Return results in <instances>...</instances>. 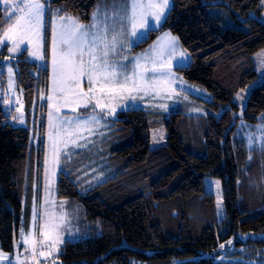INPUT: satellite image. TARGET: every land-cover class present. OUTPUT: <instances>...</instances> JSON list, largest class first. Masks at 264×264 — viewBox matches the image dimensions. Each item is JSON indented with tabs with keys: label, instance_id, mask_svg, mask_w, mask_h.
Returning <instances> with one entry per match:
<instances>
[{
	"label": "trees",
	"instance_id": "obj_1",
	"mask_svg": "<svg viewBox=\"0 0 264 264\" xmlns=\"http://www.w3.org/2000/svg\"><path fill=\"white\" fill-rule=\"evenodd\" d=\"M98 1L54 0L53 6L90 21ZM220 7L245 26L227 24L215 11ZM253 11L261 12V0H173L164 24L134 48H147L164 31L177 36L193 59L178 71L213 95L204 102L207 119L193 126L183 113L119 112L110 132L114 138L103 144L101 153L113 174L81 190L82 184L72 178L77 168L61 173L58 197L80 202L93 229L86 239L67 241L58 264H242L221 260L232 243L254 251L244 256L247 260L259 259L264 252V174L256 164L247 165L246 151L233 143L237 120L255 124L264 114V83L244 107L234 103L236 93L257 79L254 55L264 48V22L252 17ZM4 19L0 8V23ZM5 55H0V87L7 84V73L1 71ZM18 68L31 115L42 81L39 68L24 58ZM6 118L0 115V247L12 255L22 223L23 192L28 190L30 203L35 189L36 158L31 130ZM161 124L168 129V142L153 149L151 130ZM255 169L259 175H252ZM207 175L223 183L226 217L221 222L215 196L205 191ZM30 215L28 208L27 223ZM232 256L242 255L236 251Z\"/></svg>",
	"mask_w": 264,
	"mask_h": 264
},
{
	"label": "rangeland",
	"instance_id": "obj_2",
	"mask_svg": "<svg viewBox=\"0 0 264 264\" xmlns=\"http://www.w3.org/2000/svg\"><path fill=\"white\" fill-rule=\"evenodd\" d=\"M54 0H41L45 3V24L44 29V44H43V59L32 57L28 51L23 49L28 48L27 44L22 45L21 52L16 53L11 60L6 59L9 53L5 48L0 49V55L6 51V55L2 57L1 71L7 73V84L0 87V115H4L11 124L17 127H27L31 130V154L34 153L36 160V172H35V189L29 203V192L24 190L23 192V213L22 223L18 234V246L21 251V257L24 260V264H58V255L62 252L63 246L67 241H81L91 235L93 226L86 218V211L83 205L69 198L58 197V183L61 173H73L72 170L77 168V172L72 174V178L77 179L82 185H96L104 182L112 174H109V160L105 155L101 156L104 151L103 139L108 136L109 132H113L115 129V120L118 119V114L121 111L128 109H144L151 111L152 113H159L165 115L164 117H171L175 113H183L185 115V121L190 122L193 126H196L198 122L205 121L207 119L208 109L205 101H212L213 95L204 87L191 83L185 79L183 74L179 72V68L188 66L192 63L191 54L182 46L177 36L169 31L162 32L155 41H153L147 48L135 52L134 48L142 41L149 37L150 32L145 39L140 40L138 43L133 44L122 53L127 57L125 64H130L135 57L147 56V60H142V63L147 67L153 66L160 67L163 63V68L160 71L170 72L171 75L164 83H154L148 80L146 83L149 86L148 94L136 93V99L132 101L127 95H116L113 97H106L101 100V103H106L107 107L104 110L97 108L95 115L99 118V123H93L88 126L87 130L83 131L85 140H78V143H86L85 147H76L71 149V159L65 161L63 156L59 164L53 169L49 153V141H48V113L52 111L54 113L53 119H55V110L50 106L47 100L48 95L52 94V63H51V41H50V29L47 27L49 21L55 24L58 21L59 16L71 17L78 21L80 24L88 26L92 23V15L90 21H84L80 15H73L67 12L63 7L53 6ZM170 7H173V0H169ZM100 0L97 2L94 10L96 11ZM4 5L0 2V8L3 9ZM59 10V11H58ZM217 13L224 16L225 21L229 25H235L238 27H244L245 25H239L237 20L231 17L228 10L224 7L216 8ZM170 11H166L165 15L168 16ZM93 14V13H92ZM251 16L260 19L264 22V0H261V12H251ZM5 18V17H4ZM165 20H162L159 26L155 29H159ZM175 38V40H173ZM175 44V52L170 57L165 53L163 57L157 54L161 48L167 49L169 45ZM155 47L156 51H150ZM34 50V49H33ZM183 54V58L181 56ZM26 59L30 62H34L38 65V76L41 77V84H39V94L35 98L34 106L29 115L27 108V101L25 97V90L19 86L18 82V66L19 60ZM256 63V69L258 77L255 81L250 83L246 88L241 89L236 93L234 103L240 107H244L249 95L255 88H258L264 83V48L258 51L254 55ZM153 61L155 65H153ZM12 67V73L9 74L8 67ZM130 71V68H129ZM158 72L156 75H159ZM151 75V73H149ZM179 78V79H177ZM11 79V86L9 80ZM87 91V83L82 85ZM174 89V91H173ZM242 97V99H241ZM95 101L93 100V103ZM53 103L60 106L63 101L58 97ZM131 105V107H125ZM74 105H67L61 107L59 115L62 118L74 119L79 115H91L88 110L83 108L72 111ZM92 105H89L91 109ZM114 109L113 115H108L109 110ZM3 113H2V112ZM224 109L219 112V116ZM23 114L24 123H20L17 117ZM186 122V123H187ZM237 127L233 134V143L239 145L244 151H246L248 163L251 165L254 163L261 169L264 174V114L259 117L258 122L255 124L247 122L243 117L237 120ZM152 148L159 149L166 145L169 138L168 129L164 124L154 126L152 128ZM114 138V136H112ZM112 150L109 151L111 153ZM95 156L96 164L92 163V157ZM27 173V180H28ZM95 174V176L93 175ZM252 175H259L258 169L252 172ZM219 182L218 184L216 182ZM204 185L206 193L213 194L215 196V205L217 210L218 220L221 222L226 217V204L223 191V183L220 178L213 176L204 177ZM264 186V179H263ZM90 187V186H89ZM47 189V190H46ZM84 190V189H83ZM218 201L220 207H217ZM31 209L30 220L26 221L27 209ZM35 209L37 216V224L43 222V219H49L50 222L55 225L53 232V239L56 243L52 247L48 245L52 244V240H44L42 243L45 245L40 247L39 233L33 225V210ZM47 213V216H44ZM94 228H98L100 233V226L96 225ZM23 230L25 236H30L33 232L36 234L37 250L35 254L30 249V244H22L20 232ZM260 236H264L261 234ZM44 252V256L40 255V252ZM240 252L242 255L239 258L232 256L234 252ZM0 264H4L7 257L10 256L4 252L0 247ZM50 253V254H49ZM254 251L248 249L247 246H241L236 248V245L232 243L226 251H224L221 260L239 261L242 264H264V252L258 253L259 259L247 260L244 256L253 254ZM232 256L231 258H229ZM233 258V259H232ZM233 260V261H232ZM14 264V263H13ZM134 264H147L146 262H135Z\"/></svg>",
	"mask_w": 264,
	"mask_h": 264
},
{
	"label": "snow or ice",
	"instance_id": "obj_3",
	"mask_svg": "<svg viewBox=\"0 0 264 264\" xmlns=\"http://www.w3.org/2000/svg\"><path fill=\"white\" fill-rule=\"evenodd\" d=\"M0 2L5 6L3 12L5 19L0 23V49L10 45L6 47L9 53L6 59H13L16 53L21 52V46L27 44L29 47L23 50L28 51L32 57L42 60L46 27L45 3L41 0ZM170 10L169 0H100L92 14V23L88 26L64 16H59L55 24L49 21L47 27L50 29L51 41V92L55 95H48L47 100L56 114L53 119L54 113L52 111L48 113L49 153L53 169L59 164L62 156L66 162L71 159L72 148L86 146V143H78V140L86 139L83 131L87 130L90 124L99 123L95 110L97 108L104 110L107 107L106 103H101L102 99L127 95L134 101L136 93L148 94L149 86L146 83L148 80L154 83L167 81L171 73L160 71L163 63L159 68L156 66L149 68L142 63V60L148 59L147 56L135 57L130 64H125L123 61H126L127 57L123 56L121 59V56L133 44L145 39L162 20H166L165 13ZM150 51H156L155 47ZM174 52L173 43L167 49H159L157 54L163 57L167 53L170 57ZM181 56L183 58V54ZM8 72L12 73L11 66L8 67ZM158 72L160 74L156 75ZM85 82L87 91L82 86ZM9 85L11 86V79ZM57 97L63 101L60 106L53 103ZM69 104L74 105L73 112L83 108L93 114L79 115L74 119L62 118L59 115L61 107ZM114 111L109 110L108 115H113ZM17 119L21 124L24 123L23 114ZM217 207H220L219 201ZM44 216L46 217L47 213H44ZM42 219L43 222L37 224L34 209L33 225L39 233L40 247L45 246L42 241L49 239L52 240V244L48 247H52L56 243L53 239L55 225L49 219ZM20 237L22 244L31 245L26 251L35 254L37 250L35 232L26 237L21 230ZM220 247L223 248L224 245ZM40 255L44 256V252L41 251Z\"/></svg>",
	"mask_w": 264,
	"mask_h": 264
},
{
	"label": "water",
	"instance_id": "obj_4",
	"mask_svg": "<svg viewBox=\"0 0 264 264\" xmlns=\"http://www.w3.org/2000/svg\"><path fill=\"white\" fill-rule=\"evenodd\" d=\"M13 255H14V260H15V264H22V257H21V253L20 250L18 248L17 242H14V251H13Z\"/></svg>",
	"mask_w": 264,
	"mask_h": 264
},
{
	"label": "crops",
	"instance_id": "obj_5",
	"mask_svg": "<svg viewBox=\"0 0 264 264\" xmlns=\"http://www.w3.org/2000/svg\"><path fill=\"white\" fill-rule=\"evenodd\" d=\"M110 132H109L108 136L104 138V142H103L104 145H106V143H110V140L112 141V137L110 136ZM4 262H5L4 264H13L14 263L13 258L11 257V255L8 256L7 260L4 261Z\"/></svg>",
	"mask_w": 264,
	"mask_h": 264
}]
</instances>
